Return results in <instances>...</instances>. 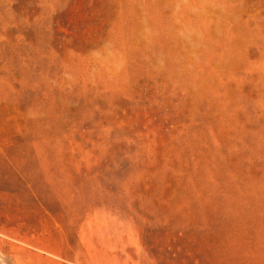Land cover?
Returning a JSON list of instances; mask_svg holds the SVG:
<instances>
[{"label": "rangeland", "instance_id": "obj_1", "mask_svg": "<svg viewBox=\"0 0 264 264\" xmlns=\"http://www.w3.org/2000/svg\"><path fill=\"white\" fill-rule=\"evenodd\" d=\"M135 11L0 0V264H264V0L197 77Z\"/></svg>", "mask_w": 264, "mask_h": 264}, {"label": "bare ground", "instance_id": "obj_2", "mask_svg": "<svg viewBox=\"0 0 264 264\" xmlns=\"http://www.w3.org/2000/svg\"><path fill=\"white\" fill-rule=\"evenodd\" d=\"M134 3L133 33L144 46V56L155 67L175 69L183 77H197L202 73L198 64L205 62H215L210 73H216L227 61L241 56L243 42L249 41L245 35L250 28L249 19L244 17L245 0H134ZM166 42L179 49L166 48L169 46H165Z\"/></svg>", "mask_w": 264, "mask_h": 264}]
</instances>
